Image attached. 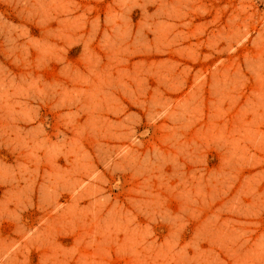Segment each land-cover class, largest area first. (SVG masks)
I'll use <instances>...</instances> for the list:
<instances>
[{"label":"rangeland","instance_id":"1","mask_svg":"<svg viewBox=\"0 0 264 264\" xmlns=\"http://www.w3.org/2000/svg\"><path fill=\"white\" fill-rule=\"evenodd\" d=\"M0 264H264V0H0Z\"/></svg>","mask_w":264,"mask_h":264}]
</instances>
